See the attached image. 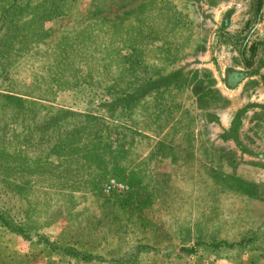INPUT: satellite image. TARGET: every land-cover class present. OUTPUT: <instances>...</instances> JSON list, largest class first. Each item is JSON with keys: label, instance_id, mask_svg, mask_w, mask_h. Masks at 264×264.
I'll return each instance as SVG.
<instances>
[{"label": "rangeland", "instance_id": "374dc122", "mask_svg": "<svg viewBox=\"0 0 264 264\" xmlns=\"http://www.w3.org/2000/svg\"><path fill=\"white\" fill-rule=\"evenodd\" d=\"M59 4L64 13L40 24L38 40L32 24L22 27L28 49L13 77L37 81L44 64L66 55L77 65L75 82L45 98L17 95L96 118L101 144L71 161L65 178L37 185L29 216L38 231L91 256L141 245L134 264H264V0L258 13L256 0ZM129 53L142 63L133 70ZM137 69L147 78L181 70L183 83L127 101L143 80ZM4 196L11 206L15 198ZM251 232L259 243L239 247ZM34 239L0 225V264H100L52 253Z\"/></svg>", "mask_w": 264, "mask_h": 264}, {"label": "trees", "instance_id": "16d2710c", "mask_svg": "<svg viewBox=\"0 0 264 264\" xmlns=\"http://www.w3.org/2000/svg\"><path fill=\"white\" fill-rule=\"evenodd\" d=\"M59 1L39 0L30 17L21 20V13L30 0H0V225L23 239L35 238L34 240L42 242L50 252L69 256L76 261L134 264L141 251L145 250L141 245H134L113 258L91 256L51 242L46 234L38 231L35 220L29 216L31 210H36L39 202L35 193L41 188H36L37 185L45 187L46 181H49L50 185L54 177L65 178L70 171V162L76 159L84 160L81 156L95 151L97 144H101L102 137L100 132V143H96L97 133L92 129L96 127L94 117L63 107L40 105L17 95L45 98L46 90L52 87L60 88V83L75 82L77 65L74 60H67L66 55H61V60L56 59L53 63L44 64L46 66L43 72L41 69L40 73H36L39 74L37 81L22 82L20 77H13L16 76V64L28 49L24 42L28 41L29 34L38 40L44 34L40 24L46 20H54L64 13ZM260 7L261 0H256L257 13ZM26 24H32L30 33L25 31V27L22 28ZM250 49L253 51L254 47ZM131 50L133 48L128 51L133 53ZM130 53L124 57L127 58L129 70H133L142 63L140 57L132 60ZM67 62L71 66H68ZM138 69L136 71L143 80L138 81L136 88L131 91L133 96H126L127 101H133L134 96L145 95L168 84L177 87L183 83L184 75L181 70L165 76L155 75L147 78L146 70L140 69V72ZM65 76L67 78L63 79ZM39 78H42V81H39ZM18 85L22 87L23 93L14 89ZM119 98L120 96H115V100ZM254 189L238 188L247 194H252ZM4 195L15 198L10 202L11 206L1 202ZM20 200L25 202L26 207L18 205ZM257 237V232H251L237 245L254 247L259 243L261 236L258 239ZM261 242H264L263 238Z\"/></svg>", "mask_w": 264, "mask_h": 264}]
</instances>
